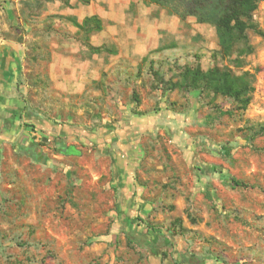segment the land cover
Returning <instances> with one entry per match:
<instances>
[{"label":"rangeland","instance_id":"rangeland-1","mask_svg":"<svg viewBox=\"0 0 264 264\" xmlns=\"http://www.w3.org/2000/svg\"><path fill=\"white\" fill-rule=\"evenodd\" d=\"M48 3L70 6L0 0L1 43L29 53L54 30L84 45L56 16L75 14L40 19ZM146 6L158 26L133 31L124 54L109 38L115 53L85 50L99 68L82 93L58 92L30 63L13 85L21 105L68 130L31 136L36 160L0 135V264H264V36L247 28L220 55L212 25ZM252 19L264 30V0ZM196 66L253 72L247 107L170 86Z\"/></svg>","mask_w":264,"mask_h":264},{"label":"crops","instance_id":"crops-1","mask_svg":"<svg viewBox=\"0 0 264 264\" xmlns=\"http://www.w3.org/2000/svg\"><path fill=\"white\" fill-rule=\"evenodd\" d=\"M54 1H56L57 9L61 4L70 6L56 11L48 3L46 10L40 14V19L57 13L75 14L79 20L85 16L97 15L101 18L103 27L101 31L90 36L89 43L93 46H100L109 38L117 43L119 55L124 54L123 43L127 42L128 44V38L134 36L133 31H136L140 26H158V19H150L151 7L146 6L141 0H87L84 3L78 0ZM74 4L77 6L71 8ZM42 25L43 23L40 24V26ZM49 34L50 36H37L36 40L39 41L36 43L38 45L34 49L32 48L33 51H29V53L26 47L21 46V43L13 41L1 43L2 41H0V124L3 126V132H0V135L8 141L14 150L23 147L26 150L36 146L34 150L42 152L41 147L31 143V136L37 135L43 127L49 129L48 133L55 130L61 132L68 130L67 127L54 128L53 122L47 119V110H44L41 105L35 104L34 107L31 103L21 105L19 99L14 95L13 85L22 75L21 71L26 70L28 63H30V67L36 69L37 67L45 68L49 82L60 93H82L85 83L90 81L92 75H94L93 78H98V74L93 73L96 72L95 69L99 68V63L98 65L96 62L94 63L96 60L94 58L98 54L85 53L87 47L70 35L59 34L54 30H50ZM136 35L139 36V33L137 32ZM45 39H48L47 44L42 45L43 42L45 43L43 41ZM41 53L46 54L45 59L43 55H40ZM84 53L85 56H83ZM92 65L95 67L91 68ZM35 79H39V76L35 75ZM35 87L37 92L41 91L40 84L37 85L35 82ZM32 124L35 125L34 128L31 126ZM56 155L54 154V156Z\"/></svg>","mask_w":264,"mask_h":264},{"label":"trees","instance_id":"trees-1","mask_svg":"<svg viewBox=\"0 0 264 264\" xmlns=\"http://www.w3.org/2000/svg\"><path fill=\"white\" fill-rule=\"evenodd\" d=\"M48 1V0H47ZM87 2V0H82ZM146 5L155 4L168 8L171 14H178L181 19L186 16H194L198 23L210 24L215 28L217 35V53L220 55H230L234 44L245 38V30L252 28L257 33L264 36V30L257 28L253 22L252 13L257 8L261 0H141ZM67 19L80 34L83 44L91 53L116 51L106 45L93 46L89 43L92 34L102 30L101 18L97 15L85 16L78 21L74 16L56 15ZM246 51L249 52L246 47ZM255 75L250 71H242L239 74L232 73L229 69L212 66L205 70L198 66L185 67L179 73L177 81L170 83L173 88H178L185 92L197 91L222 95L229 98L238 109H245L250 102L253 91ZM71 146L61 148V153H68ZM36 146L25 150L26 155L36 160ZM224 153H229L230 149L222 147ZM235 185H240L231 178Z\"/></svg>","mask_w":264,"mask_h":264}]
</instances>
